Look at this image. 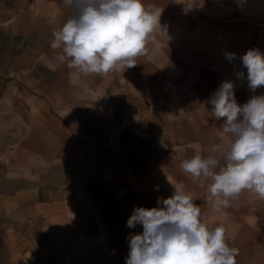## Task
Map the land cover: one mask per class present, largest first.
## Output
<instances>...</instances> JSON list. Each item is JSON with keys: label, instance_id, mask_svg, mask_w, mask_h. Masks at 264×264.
Listing matches in <instances>:
<instances>
[{"label": "crops", "instance_id": "crops-1", "mask_svg": "<svg viewBox=\"0 0 264 264\" xmlns=\"http://www.w3.org/2000/svg\"><path fill=\"white\" fill-rule=\"evenodd\" d=\"M218 1L227 8L250 0ZM143 3L162 10L166 35H154L187 38L205 27L194 4ZM72 14L64 0H0V69L14 58L11 76L22 79L18 88L29 109L18 151L42 168L28 189L33 217L50 229L90 233L93 251L104 247L109 263L126 264V238L143 231L139 224L127 226L133 209L157 207L158 198H169L182 184L200 207L201 221L226 229V242L239 250L236 264H264V200L245 190L216 211L208 198L211 181L180 167L231 142L222 131L224 118L216 119L206 103L226 80L214 69L198 72L174 43L156 39L135 66L85 75L59 59L62 48H51L53 32ZM11 40L17 48L4 52ZM234 94L239 105L259 95L240 86Z\"/></svg>", "mask_w": 264, "mask_h": 264}, {"label": "clouds", "instance_id": "clouds-1", "mask_svg": "<svg viewBox=\"0 0 264 264\" xmlns=\"http://www.w3.org/2000/svg\"><path fill=\"white\" fill-rule=\"evenodd\" d=\"M73 14L53 32L52 49L62 48L59 59L85 75L108 74L135 66V59L146 53V45L159 31L162 10L146 7L143 0H64ZM231 61L234 53H225ZM247 70L252 91L264 86V54L250 49L240 57ZM244 72H238L239 78ZM216 119L231 142L212 146V153L195 155L181 162L184 173L207 185L213 207L220 211L242 191L264 200V95H254L239 105L234 83L221 82L210 95ZM219 157V158H218ZM223 159L221 165L220 159ZM217 169H219L217 171ZM201 209L181 184L157 207H135L127 226L142 225L141 234H130L126 264H236L239 250L226 242L223 226L210 228L200 219Z\"/></svg>", "mask_w": 264, "mask_h": 264}, {"label": "rangeland", "instance_id": "rangeland-1", "mask_svg": "<svg viewBox=\"0 0 264 264\" xmlns=\"http://www.w3.org/2000/svg\"><path fill=\"white\" fill-rule=\"evenodd\" d=\"M178 1L199 6L205 27L187 38L154 35L153 39L174 43L198 72L214 69L234 86L251 90L240 57L253 48L264 54V0H250L240 7L227 4V8L218 0ZM8 43L4 52L17 48L15 40ZM226 52L236 58L230 61ZM10 59L0 69V264H111L102 255L107 253L104 247L93 251L90 233L83 237L73 228L50 229L31 214L28 189L34 187L42 168L39 160L18 151L19 139L28 128L29 109L18 88L22 79L11 76L15 63ZM241 71L243 78L237 76ZM254 92L264 95V86Z\"/></svg>", "mask_w": 264, "mask_h": 264}]
</instances>
